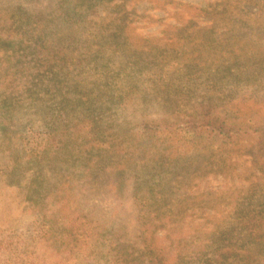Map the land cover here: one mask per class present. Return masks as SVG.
I'll return each mask as SVG.
<instances>
[{
    "label": "rangeland",
    "instance_id": "374dc122",
    "mask_svg": "<svg viewBox=\"0 0 264 264\" xmlns=\"http://www.w3.org/2000/svg\"><path fill=\"white\" fill-rule=\"evenodd\" d=\"M47 1L0 0V77L10 75L8 84L0 78V264H172L176 252L179 264H212L218 246L215 264H264V0L128 1L143 67L114 71L140 72L166 94L153 98L136 82L124 106L91 113L88 132L75 124L82 110H58V97L46 115L33 99L40 87L25 80L28 69L39 74L25 16L50 12ZM10 92L15 101L2 97ZM203 112L230 121L236 135L198 133L187 119ZM56 115L62 134L48 137ZM113 142L119 157L110 158ZM135 145L158 154L156 165ZM120 157L131 166L124 188L111 176ZM90 160L97 170L84 169ZM36 177L42 185L29 201ZM164 205L169 215L157 210ZM69 226H104L110 238L66 247Z\"/></svg>",
    "mask_w": 264,
    "mask_h": 264
},
{
    "label": "trees",
    "instance_id": "16d2710c",
    "mask_svg": "<svg viewBox=\"0 0 264 264\" xmlns=\"http://www.w3.org/2000/svg\"><path fill=\"white\" fill-rule=\"evenodd\" d=\"M35 1L38 0H29V2ZM128 1L136 0H48L47 6L49 4L52 9L50 12L38 14L30 11L26 13L27 39L30 44H34V55L38 57L35 58L32 68L39 74L32 76L28 69L25 80L33 86L40 87L33 99L44 103L46 115L49 112L53 115L55 109H51V104H54V97H58V110L65 109L66 106H76L82 110L75 124L87 125L85 132H88L91 130L89 126L94 124L91 113L98 108L124 106L131 93L141 86L136 82L143 84L148 96L155 98L158 94H166L164 90L160 89L161 87L155 79L148 84L147 80L142 81L138 77L140 72L136 74L134 72H119L122 64L131 66L135 70L143 67L144 50L138 48V41L133 38L132 34L135 27L127 22L123 15ZM99 9L101 12L98 11ZM4 19L0 17V20ZM16 22L15 19H12L8 25H14ZM0 26L2 25L0 24ZM5 33L6 31H3L0 37ZM52 44H60V48L55 49V46H52V49L48 50L47 47ZM114 55L117 56L113 58ZM116 69L119 71L115 72ZM6 73L7 70L0 78L3 83L8 84L10 75L7 76ZM135 76L137 79H134ZM85 85L92 86V88L87 89ZM2 97L12 101L16 100V94L11 92ZM59 118L60 116L51 118L54 131H48V137L61 136L62 133L57 131L61 122ZM187 121L191 122L198 133L208 132L212 136L225 137L226 135L228 138L236 135L231 131L236 127L230 125V121H225L224 118L205 117L204 112L195 117L190 115ZM93 147L90 146L91 151H93ZM132 149L134 152L150 154V148L141 145H135ZM105 151L108 152L110 158H115V155L119 157L120 150L116 149L115 142L106 147ZM96 152L98 153V149ZM120 159L122 162L118 164ZM124 159L125 157H120L116 163L118 169L116 172L113 171V174L112 171L110 173L116 181L121 179L123 188L129 179L127 172L131 167L129 162ZM159 159L160 156L154 153L152 160L155 165ZM84 169L97 170L91 160L88 167ZM112 184L109 186L111 189H118L113 181ZM41 185L42 183L38 182L37 177L28 182L26 197L29 201L35 199L39 194ZM132 187H135L133 188L135 196L139 186L132 185ZM143 188L150 189V186L147 185ZM144 206L148 210L152 207L151 205ZM157 210L163 211L165 216L171 213L168 211L167 205L161 206ZM165 220H171L170 222L178 224L181 219L170 217ZM84 222L90 224L89 220ZM61 230L66 234L63 244L71 248H75L83 236L93 237L94 241L110 238L104 237L103 231L106 230L104 226H99L98 229L95 227L79 229L69 226ZM74 231L78 232L74 233ZM180 246L182 248V245ZM219 249L218 246L210 250L214 257L208 258V263H218V257H221V254L218 253ZM182 253L171 254L169 257L171 263L179 264V260L184 258ZM200 256V251H196L195 254H190L188 257L198 258ZM116 262L121 263L118 260Z\"/></svg>",
    "mask_w": 264,
    "mask_h": 264
}]
</instances>
